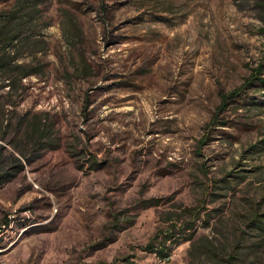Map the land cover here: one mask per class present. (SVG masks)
Listing matches in <instances>:
<instances>
[{"label":"rangeland","instance_id":"374dc122","mask_svg":"<svg viewBox=\"0 0 264 264\" xmlns=\"http://www.w3.org/2000/svg\"><path fill=\"white\" fill-rule=\"evenodd\" d=\"M20 22L38 73L0 72V264H192L158 251L186 208L221 242L264 210V0H0Z\"/></svg>","mask_w":264,"mask_h":264},{"label":"trees","instance_id":"16d2710c","mask_svg":"<svg viewBox=\"0 0 264 264\" xmlns=\"http://www.w3.org/2000/svg\"><path fill=\"white\" fill-rule=\"evenodd\" d=\"M20 25L21 22L12 27H7L8 25L4 24L0 29V45L2 44V48H0V72L5 74V80H7V84L4 86L12 90L19 88L23 79L38 73L37 69L28 68L20 63V49L18 48L19 44L22 43L20 41L22 27H18ZM262 82L264 83V81ZM237 94L239 93L236 92L234 95ZM228 98H232V96L224 98L223 106L228 103ZM9 126L10 124L6 125L5 128ZM251 150L254 159H259L264 155V139L252 145ZM93 162L95 161L93 160ZM13 176L14 174L8 171L0 172V184L10 181ZM225 184V187L228 188L230 183ZM184 211L191 220L183 221L180 226L181 229L175 225L170 233H166L163 246L158 250L163 259L170 257L173 250V245L168 246L166 244L168 241H172L174 244L191 241L189 254L192 264H244L247 253L246 246L251 248L252 252L262 250L264 246V210L261 209L259 201L247 202L246 211L242 214L241 219L243 226L234 227L226 242L204 235L195 238L199 225L198 221L202 222L204 227L211 226L212 210L199 207L186 208ZM250 235L256 239L248 243L247 238ZM256 259L257 257L251 264H257Z\"/></svg>","mask_w":264,"mask_h":264},{"label":"built area","instance_id":"2783aa9c","mask_svg":"<svg viewBox=\"0 0 264 264\" xmlns=\"http://www.w3.org/2000/svg\"><path fill=\"white\" fill-rule=\"evenodd\" d=\"M170 258H171V256L163 259V261H168V260H170Z\"/></svg>","mask_w":264,"mask_h":264}]
</instances>
